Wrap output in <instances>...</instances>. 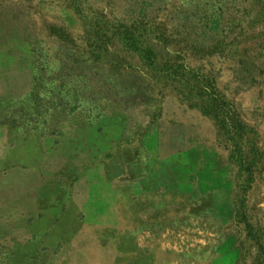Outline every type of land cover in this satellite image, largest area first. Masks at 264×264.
Returning <instances> with one entry per match:
<instances>
[{"label": "rangeland", "instance_id": "374dc122", "mask_svg": "<svg viewBox=\"0 0 264 264\" xmlns=\"http://www.w3.org/2000/svg\"><path fill=\"white\" fill-rule=\"evenodd\" d=\"M0 264H264V0H0Z\"/></svg>", "mask_w": 264, "mask_h": 264}]
</instances>
